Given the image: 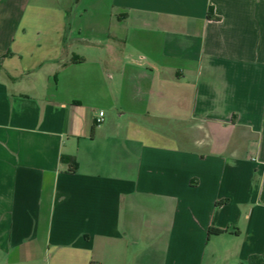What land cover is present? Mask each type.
I'll list each match as a JSON object with an SVG mask.
<instances>
[{
  "label": "crops",
  "instance_id": "0c3cea01",
  "mask_svg": "<svg viewBox=\"0 0 264 264\" xmlns=\"http://www.w3.org/2000/svg\"><path fill=\"white\" fill-rule=\"evenodd\" d=\"M253 259L264 0H0V264Z\"/></svg>",
  "mask_w": 264,
  "mask_h": 264
},
{
  "label": "trees",
  "instance_id": "16d2710c",
  "mask_svg": "<svg viewBox=\"0 0 264 264\" xmlns=\"http://www.w3.org/2000/svg\"><path fill=\"white\" fill-rule=\"evenodd\" d=\"M66 160V158H63V161ZM69 164L71 165V168H70V171L75 173L77 171V164L74 162V158H70L69 159ZM224 202H220L219 205L223 204ZM225 232L219 230V229H214V228H211L209 229V236H219V235H222L224 234ZM256 259V258H255ZM253 259V264H256L254 263V260Z\"/></svg>",
  "mask_w": 264,
  "mask_h": 264
},
{
  "label": "built area",
  "instance_id": "2783aa9c",
  "mask_svg": "<svg viewBox=\"0 0 264 264\" xmlns=\"http://www.w3.org/2000/svg\"><path fill=\"white\" fill-rule=\"evenodd\" d=\"M104 116H105V114H104L103 112H101V113L99 114V118H98V120H97V123H98V124H102V123H104Z\"/></svg>",
  "mask_w": 264,
  "mask_h": 264
}]
</instances>
